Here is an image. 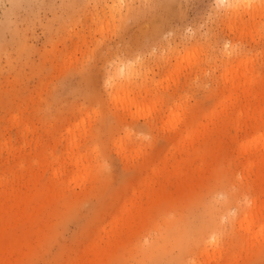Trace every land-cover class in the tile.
<instances>
[{
    "label": "rangeland",
    "instance_id": "1",
    "mask_svg": "<svg viewBox=\"0 0 264 264\" xmlns=\"http://www.w3.org/2000/svg\"><path fill=\"white\" fill-rule=\"evenodd\" d=\"M231 1L0 0V264H264V0Z\"/></svg>",
    "mask_w": 264,
    "mask_h": 264
},
{
    "label": "bare ground",
    "instance_id": "2",
    "mask_svg": "<svg viewBox=\"0 0 264 264\" xmlns=\"http://www.w3.org/2000/svg\"><path fill=\"white\" fill-rule=\"evenodd\" d=\"M254 0H233V1H231V4H236V3H240V4H246V3H252ZM234 8V7H233Z\"/></svg>",
    "mask_w": 264,
    "mask_h": 264
}]
</instances>
